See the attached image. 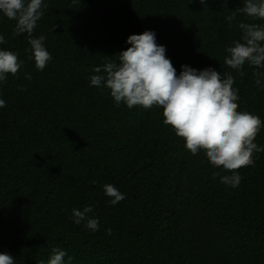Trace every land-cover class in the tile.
Instances as JSON below:
<instances>
[{
  "label": "trees",
  "instance_id": "16d2710c",
  "mask_svg": "<svg viewBox=\"0 0 264 264\" xmlns=\"http://www.w3.org/2000/svg\"><path fill=\"white\" fill-rule=\"evenodd\" d=\"M43 2L33 32L52 57L43 71L29 59L27 33L13 36L16 22L0 15V50L24 62L0 82V253L16 264H47L54 247L73 264H264V152L238 170L237 187L222 184L230 173L186 150L162 108L116 106L89 79L131 47L130 35L150 30L177 75L182 65L231 73L237 110L264 122L257 69L246 63L241 77L224 64L226 46L241 39L238 24L264 21L238 14L229 25L243 0ZM255 143L264 147V127ZM105 184L125 199L111 205ZM85 206L98 231L73 222L72 209Z\"/></svg>",
  "mask_w": 264,
  "mask_h": 264
},
{
  "label": "clouds",
  "instance_id": "9594fccd",
  "mask_svg": "<svg viewBox=\"0 0 264 264\" xmlns=\"http://www.w3.org/2000/svg\"><path fill=\"white\" fill-rule=\"evenodd\" d=\"M193 0H189L192 3ZM206 5L207 0H199ZM47 5L43 0H0V15L15 21L13 36L28 35L29 59L34 60L37 70L43 71L52 59L46 49V37L33 38L37 22L43 17ZM238 14L264 21V0H243L239 7L226 17L229 25ZM55 25L52 27L54 30ZM242 32L239 41L226 46L224 64L244 76L243 66L247 63L254 69L252 75L255 85L264 87V24L240 22ZM6 41L0 35V44ZM131 45L120 52L116 62L108 59L102 66L92 69L90 86L106 88L116 106L121 103L129 109L140 106L150 109L153 106L163 109V123L170 126L176 136L185 141L186 150L196 155L203 151L208 162L227 173L220 176V182L233 188L242 177L238 170L254 166V154L264 152V147L255 143L264 122L258 115L238 111L239 94L234 87L235 77L231 73L223 76L213 68L203 70L182 65L179 75L166 58V48L158 45L154 31L146 30L139 35H130L126 41ZM18 53L0 50V82H6L8 74L15 76L23 66ZM102 73V74H101ZM26 79H31L26 74ZM23 90V88H21ZM6 102L0 99V108ZM220 175L213 173V178ZM105 195L111 205L125 199V195L113 184L103 185ZM93 208H73L72 218L77 225L95 232L99 230V220L90 218ZM111 235V229L106 230ZM67 257V260H65ZM0 264H16L7 252L0 253ZM39 264H45L43 259ZM47 264H73V257L59 247L51 249Z\"/></svg>",
  "mask_w": 264,
  "mask_h": 264
}]
</instances>
